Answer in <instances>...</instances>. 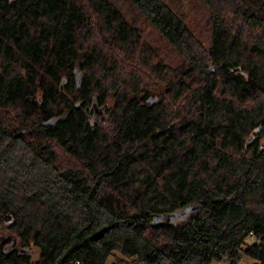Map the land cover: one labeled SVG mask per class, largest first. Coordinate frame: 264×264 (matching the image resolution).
I'll list each match as a JSON object with an SVG mask.
<instances>
[{
    "label": "trees",
    "instance_id": "trees-1",
    "mask_svg": "<svg viewBox=\"0 0 264 264\" xmlns=\"http://www.w3.org/2000/svg\"><path fill=\"white\" fill-rule=\"evenodd\" d=\"M125 1L178 67L115 1L0 0V264H264V0H199L206 44Z\"/></svg>",
    "mask_w": 264,
    "mask_h": 264
},
{
    "label": "rangeland",
    "instance_id": "rangeland-1",
    "mask_svg": "<svg viewBox=\"0 0 264 264\" xmlns=\"http://www.w3.org/2000/svg\"><path fill=\"white\" fill-rule=\"evenodd\" d=\"M115 1L117 5L121 8L123 14L130 21H133L136 26L141 30L143 41L146 42L155 55L159 58L162 64L174 69L179 66L181 60L179 56L162 40L159 36L148 26L142 18L135 13L132 8L126 3L125 0H112ZM168 6L183 18L186 25L191 29L199 41L206 44L209 39L208 26L206 23V11L199 0H164ZM127 62H125L126 64ZM123 79L129 77L131 69H135L136 73L141 75L142 81L149 82L150 86L156 87L155 92H163L160 82L153 76L149 70H145L141 65L137 64L135 61L126 64ZM111 101L108 100L107 106L110 107ZM189 212L185 213V210L176 211L174 217L170 219V223L179 225L189 219L199 210V205L189 206ZM167 215L161 222H166ZM155 220V219H154ZM157 222V220H155ZM254 244V240L248 237L244 245L242 246L243 252L240 254L236 264H255L256 262L245 254V250ZM121 258V257H118ZM117 258H110L108 263L117 262ZM118 263V262H117ZM127 264H132L131 261H127ZM218 264V263H212Z\"/></svg>",
    "mask_w": 264,
    "mask_h": 264
},
{
    "label": "water",
    "instance_id": "water-1",
    "mask_svg": "<svg viewBox=\"0 0 264 264\" xmlns=\"http://www.w3.org/2000/svg\"><path fill=\"white\" fill-rule=\"evenodd\" d=\"M238 70L239 69H237V71ZM49 123H51V122H49ZM185 211H186L185 213H188L190 210H189V208H186ZM174 215H175L174 213H171V214L167 215L166 222H170V219L172 217H174ZM164 218H165V215H159V216H155L154 217V219L157 220V223L161 222ZM1 239H2V237H0V240Z\"/></svg>",
    "mask_w": 264,
    "mask_h": 264
}]
</instances>
